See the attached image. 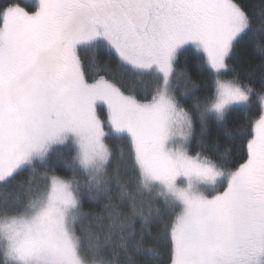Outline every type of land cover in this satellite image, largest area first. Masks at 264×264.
Returning <instances> with one entry per match:
<instances>
[{
  "label": "snow or ice",
  "instance_id": "snow-or-ice-1",
  "mask_svg": "<svg viewBox=\"0 0 264 264\" xmlns=\"http://www.w3.org/2000/svg\"><path fill=\"white\" fill-rule=\"evenodd\" d=\"M0 264H264V0H0Z\"/></svg>",
  "mask_w": 264,
  "mask_h": 264
}]
</instances>
